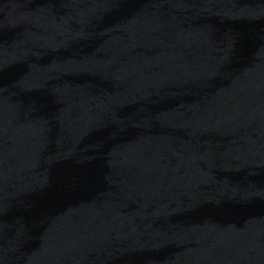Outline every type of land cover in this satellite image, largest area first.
I'll list each match as a JSON object with an SVG mask.
<instances>
[{"label": "water", "instance_id": "water-1", "mask_svg": "<svg viewBox=\"0 0 264 264\" xmlns=\"http://www.w3.org/2000/svg\"><path fill=\"white\" fill-rule=\"evenodd\" d=\"M0 264H264V0H0Z\"/></svg>", "mask_w": 264, "mask_h": 264}]
</instances>
